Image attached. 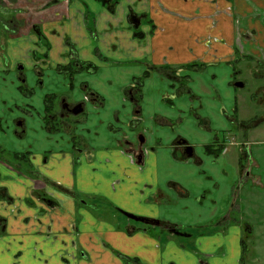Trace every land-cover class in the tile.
Wrapping results in <instances>:
<instances>
[{
	"label": "crops",
	"instance_id": "1",
	"mask_svg": "<svg viewBox=\"0 0 264 264\" xmlns=\"http://www.w3.org/2000/svg\"><path fill=\"white\" fill-rule=\"evenodd\" d=\"M101 1L46 4L32 26H43L49 49L25 26L0 53V146L30 162L18 161L16 171L0 163V187L13 198L0 203L7 220L0 264H126L123 257L142 264H243L240 228L201 234L193 252L162 228L129 234L125 220L103 217L62 190L188 233L226 215L242 179L240 144L231 133L240 121L233 119L235 68L247 56L264 60V21L256 18L264 0H120L114 10ZM132 15L146 16L142 39L133 35ZM72 62L94 67L80 66L70 83L61 68ZM198 62L207 68L182 73L190 94L151 72L140 83L136 110L127 92L150 66ZM48 96L57 99L58 113L60 98L84 103L74 127L79 148L69 133L47 130ZM223 144L219 156L206 153ZM34 190L56 205L35 198Z\"/></svg>",
	"mask_w": 264,
	"mask_h": 264
},
{
	"label": "flooded vegetation",
	"instance_id": "2",
	"mask_svg": "<svg viewBox=\"0 0 264 264\" xmlns=\"http://www.w3.org/2000/svg\"><path fill=\"white\" fill-rule=\"evenodd\" d=\"M101 2H102V4L107 5V6L110 5V8L112 10H114L118 7L120 0H102ZM47 5H52V4H47ZM8 12H10V11H8ZM17 17H18V15H16L13 12H10L9 17L4 16L3 12H0V53H2V55H5V53H4L5 43L8 40V38H11L12 36H16L17 34H19V31H21L22 27L26 26V23H24L23 20L20 21ZM145 17L146 16H135V15H132L130 17V21H131L130 23H131V26L134 30L133 35H135L137 38L142 39V37L145 36L144 35L145 33L144 32L142 33V31H141V23H142L143 18H145ZM16 19H18V20H16ZM21 23H22V26H21V28H19L18 26ZM42 27L43 26H41L39 24H34L33 26H31V33L37 36L40 44H44L47 47V49H49V44H48V41L44 35V32L42 31ZM3 39H5V40L3 41ZM243 58H246V57L243 56ZM248 58H249V56H247V61H251L249 59H252V57L249 59ZM72 63L73 64L71 66H67L65 69H67L66 70V76L70 77V72H74L73 73V80H74L75 76L80 71L79 67L81 66L83 68V64L77 63V62H72ZM257 63H261V61H259V62L257 61ZM194 64H202V65H204L203 69L207 68V64L198 62V63H191V64L176 66V67L166 65V66H161L164 68L153 69V70H152V67H156V66H150L148 70H150V73L153 71H156V72H159L160 74L166 76L167 78L174 80L173 87L177 86L178 92H180L181 90H186L185 92H188L190 94L191 90H188L190 88H188L186 83H182L185 81L184 79H186L182 76V73L183 72L198 73V72H202L204 70L203 69L197 70L196 68H182V67L183 66H191ZM87 65H92V64H87ZM93 67H94V65H93ZM18 69L20 70V73H21V70H23L24 68H23V66H21ZM235 69H236L235 74H234L235 79L233 81H234V88L237 91L239 87H237L236 84L241 83V82L236 81L238 71H237V68H235ZM86 71L89 72L90 69L87 68ZM253 75L255 76V73H253ZM39 79L40 80H38V85L41 86L43 80H41L42 79L41 77ZM20 80H21V85H22V82L24 84H26V81L24 79H20ZM73 80H72V82H73ZM70 83H71V81H70ZM138 83H139L138 86L135 87L136 89L132 88V89L128 90V92H127L128 95H131V101L134 103L136 110L140 109V105H139L140 98L139 97H141V95L139 93L141 91V89H140V83L141 82H138ZM243 84H244V88H245L246 87V81H244ZM244 88H242V89H244ZM24 91H26V90H24ZM27 93L31 94V91L30 92L28 91ZM134 93H138L139 95L137 97L133 96ZM94 96H95V93H92L91 94L92 99H94ZM95 99H96V96H95ZM238 100H239V97H238ZM58 101H59V104L61 107V109L59 110V113H61L60 114L61 118H64V120H65L64 123L67 124L65 126H67V130L70 131V136L72 135L71 138L72 137L76 138L77 137V136H75L76 134L75 135L73 134V133H75V131H73L71 133L72 127L69 124H70L71 118H73V120L75 122L74 124H76V125H78V123L81 122L80 117L82 115H84V112H82L81 114H79L77 116H74L73 112L75 110H79L81 108L80 106H82L84 108V103L76 102L74 104H68V102H66L64 98H60ZM46 107H47V103H46ZM51 110L53 112L55 110L54 101L51 104ZM46 113H47V108H46ZM46 117H47V114L44 117V121H45ZM49 117L53 118V116H51V115ZM253 118H255V119L254 120L252 119L250 121H238L237 126H235L237 129L236 131L241 134V140L238 141L240 144V155L239 156H240V163H241L240 165H241V173H242L241 174L242 179L240 180L241 184L246 182L247 180H249L251 177L254 178L253 179L254 181H257V179L259 178L257 175H252L251 171L249 170L252 165L258 166L257 162H254L253 160H251L249 154H250V146H251V144H253V143H251V140L255 138V137H252L253 132L264 125V110H263V114H260L259 117L254 116ZM45 124H46V121H45ZM46 128L48 131L53 133V131L50 130L51 128L48 127L47 125H46ZM72 142H73V144H75V142L73 141V138H72ZM229 142H230V138L227 141V143H229ZM224 150H225V148H224ZM4 151H5V149H4ZM223 151H222V153H223ZM188 152H189V147L186 148L187 156H189ZM9 154L13 157V159L15 160L14 161L15 163H10V161H8V160H6V161L0 160V161H2V164L5 162V164H7V166L9 168L16 171L19 167L21 168V166L24 164H25V166L30 165V162H25L24 160H20L17 157H15L16 155H18V156H21V155L13 154V153L12 154L9 153ZM192 156H193V152H192ZM142 158H143V156L141 154H139L137 157V160L140 161ZM18 161L23 162L24 164H22V163L19 164ZM28 161H29V158H28ZM28 172H30L32 174L33 171L29 170ZM33 177L35 179L36 178L39 179V175L37 174V172L33 173ZM6 190H7L6 188L0 187L1 194L4 197L3 200H0V203H3V202L12 203L13 202V198L8 194V191H6ZM238 190H239V188H237L236 191L233 193L234 196H233V201L231 203V208L229 209L228 212H226V215H224L221 218L213 219V221L210 222L209 224H205V225H201V226L196 227L194 229V231H196V232H194V233H192V232L188 233V232L183 231L179 225L166 224V223L160 222L158 220H150L149 218L133 215L131 213H128L126 211H123V210L117 208L116 206L115 207L112 206L106 200H104V201L108 205H110V207H112V211H113L112 215H117L115 217H119L122 220H125L126 225L123 228L126 230L127 233L133 234V233L139 232L140 230H142L144 232L145 231L152 232V230L162 228V230L166 231L167 234H170V235H173L174 237H177L182 242H183L182 238L193 239V241L191 243H186V245H184V246H186V248L191 249L193 252H195V251L197 252V250H198L197 247L195 246L194 241H196V239L199 236H201V234L204 235V234L208 233L209 235H213V234L219 233V231L227 232L228 230H230L233 227H237L238 229L240 228V230H239V231H241V242L240 243H241V247H242V255L241 256H242V263L244 264V255H245L246 250H247V241H248L247 239L251 235L254 234L255 230H253L254 228L252 227V225H250L244 219L242 212H241V206H238V203H237L238 194H236ZM62 191H64V194L66 193L65 195L72 196L77 202L82 203L84 205H87V207L93 206L100 213H103V212H101V210L98 209L99 205L96 206L93 203V200L88 199V198H82V197L78 196L75 193V191H71V190H62ZM33 193H34V197L39 199L41 202H44L51 207H53V205H56L55 200L52 199L51 197L49 198V196L46 193H44L40 190H34ZM100 200H102V199H100ZM28 203L32 204V201L28 200ZM132 217L143 220L145 222H158V223H160V225L155 226V225H151V224L141 223L140 221H136ZM0 219H1L0 237H4L6 235V231H7V227H6L7 220L5 218H3L2 216H0ZM140 262H141V260H140Z\"/></svg>",
	"mask_w": 264,
	"mask_h": 264
},
{
	"label": "rangeland",
	"instance_id": "3",
	"mask_svg": "<svg viewBox=\"0 0 264 264\" xmlns=\"http://www.w3.org/2000/svg\"><path fill=\"white\" fill-rule=\"evenodd\" d=\"M56 0L39 1V0H0V12H3L4 16L9 17L10 12L18 15L20 21L23 20L26 26L30 27L33 24L34 14L37 10L44 7L46 4H55ZM46 7V6H45ZM3 8V9H2ZM5 9V10H4ZM10 11V12H8ZM260 22L264 21V12L258 11L256 16ZM16 19V20H18ZM22 23L19 24L21 28ZM5 39H3L4 41ZM237 71L240 72L237 75V82L243 83L246 81V87L244 89L238 88L237 95L239 97L238 112L234 114L233 119L240 121H250L254 120V116L263 114L264 110V60L261 63H256L253 61L243 62L237 66ZM255 73V76L253 75ZM235 79V78H234ZM22 82L24 90L27 92L32 91V88H28ZM237 89V88H236ZM59 100V99H58ZM55 106L57 105V99L54 101ZM61 113L56 110L51 111L50 115H56L58 121L55 122V126L59 129L58 131H53V133H69L67 130V124H65L64 118H61ZM73 118L70 120V126L72 127L71 133L74 131ZM234 126L232 129V134H234L237 141L241 140V134L236 131ZM75 135V133H73ZM78 137V135H75ZM227 136V135H225ZM223 133L219 134L221 140H226ZM76 137V138H77ZM250 146V158L254 162H257L258 166L252 165L250 171L252 175H257L259 178L254 181V178H250L244 183H240L237 188L239 190L236 194L238 206H241V212L244 219L252 225L255 230L254 234L251 235L247 240V250L244 255V264H264V125L253 132ZM230 138V137H229ZM227 141V140H226ZM80 140L77 138V145L74 148H79ZM5 148L0 147V160H8L10 163H15L13 157L4 151ZM4 151V152H3ZM5 153V154H4ZM2 163V161H0ZM24 164V163H23ZM93 203L101 210L102 216L106 218H113L117 215H112V207L108 205L104 200H93ZM196 232V231H194ZM193 232V233H194ZM183 242L191 243L193 239L182 238ZM230 264H234L233 260L229 261Z\"/></svg>",
	"mask_w": 264,
	"mask_h": 264
},
{
	"label": "trees",
	"instance_id": "4",
	"mask_svg": "<svg viewBox=\"0 0 264 264\" xmlns=\"http://www.w3.org/2000/svg\"><path fill=\"white\" fill-rule=\"evenodd\" d=\"M91 67H93V66L92 65L83 64V68H85V69H87V68L90 69ZM203 67H204V65H202V64H194V65H191V66H183L182 68H196L197 70H200V69H203ZM160 68H164V67H152V70L153 69H160ZM61 70L63 72L65 71L64 73H66L67 69L61 68ZM73 73L74 72H70V77L68 76L70 81H71V83H72V80H73ZM149 75H150V70L146 71V73L144 74L143 78L139 79L138 81L142 82V80L144 78H147ZM54 99H55V97H53V96H49L46 99V103H47V113L46 114H47V117L45 118V121H46V125L51 128L50 129L51 131H58L59 129L54 124L55 122L58 121L57 116L56 115H52L53 116V118L51 117L52 119L49 117L50 113L52 111L51 110V104L53 103ZM72 138H73V141L75 142V144L77 145V139L74 138V137H72ZM224 148H225L224 144L223 145H218L217 147H216V145L207 146L206 147V153L208 155H210V156L211 155L219 156L222 153V151L224 150ZM15 157H17L20 160H24L25 162H29L28 161L29 155H21V156L16 155ZM3 199H4V197L2 196L1 191H0V200H3ZM0 226H1V219H0ZM123 260H124V262L126 264H142L140 262V260L137 259V258L123 257Z\"/></svg>",
	"mask_w": 264,
	"mask_h": 264
},
{
	"label": "water",
	"instance_id": "5",
	"mask_svg": "<svg viewBox=\"0 0 264 264\" xmlns=\"http://www.w3.org/2000/svg\"><path fill=\"white\" fill-rule=\"evenodd\" d=\"M236 86L239 87V88H244V84L243 83H237ZM80 107L81 108L79 110H75L73 112L74 116H77V115L81 114L82 112H84V108L82 106H80ZM139 142H140L141 145L144 144V139H143L142 136H140ZM192 152H193V149L191 147H189V152H188L189 157H192ZM132 218L135 219L136 221H140L141 223L151 224V225H155V226H159L160 225V223H158V222H145V221L137 219L135 217H132Z\"/></svg>",
	"mask_w": 264,
	"mask_h": 264
}]
</instances>
